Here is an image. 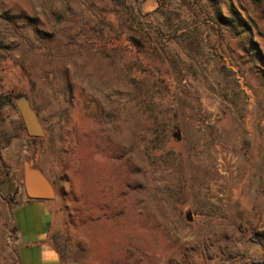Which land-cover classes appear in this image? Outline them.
I'll return each mask as SVG.
<instances>
[{
	"label": "rangeland",
	"instance_id": "rangeland-1",
	"mask_svg": "<svg viewBox=\"0 0 264 264\" xmlns=\"http://www.w3.org/2000/svg\"><path fill=\"white\" fill-rule=\"evenodd\" d=\"M117 1L116 15L134 7ZM182 3L168 6L181 22L165 24L173 36L145 75L137 44L105 35L102 20L74 40L109 45L72 72L48 67L47 43L61 48L47 31L59 5L0 0V264H18L13 210L29 160L56 191L50 239L61 264H264V207L242 181L251 147L264 143V0ZM22 94L42 135L26 132ZM229 151L238 177L215 186Z\"/></svg>",
	"mask_w": 264,
	"mask_h": 264
},
{
	"label": "crops",
	"instance_id": "crops-1",
	"mask_svg": "<svg viewBox=\"0 0 264 264\" xmlns=\"http://www.w3.org/2000/svg\"><path fill=\"white\" fill-rule=\"evenodd\" d=\"M183 1L186 0H123L124 5L134 7L116 15L114 8L120 4L117 0H47L49 6L57 4L62 11V16L59 19L53 13L48 14L51 20L50 28L47 30L48 36L50 39L51 37L57 38L61 48L57 49L51 44V40L47 43V50L45 49V51H48L49 55L52 52L56 53L55 58L50 55L46 60L47 66L72 72L78 68L76 63L81 59V55L86 58L84 62H87L92 59L93 50L105 44L109 45V41L106 39L79 47L74 40L82 33L91 30L96 22L102 20L106 23L105 35L113 36L116 31H119L126 37V42L133 41L137 44L140 69L146 75L150 69L157 67V61L154 60V56H151L154 55L153 52L160 44L163 45L166 38L173 36L169 30L165 29V24L169 21L181 22L182 16L171 17L169 20L168 6L178 5ZM85 5L89 6V9L85 8ZM99 5H106V9L100 11L97 7ZM117 16L121 17L122 28L115 27L114 20ZM18 23L22 25L21 31H26L28 35L34 36L33 27L29 21L19 20ZM184 31H186L185 28H182L175 32L176 35H180ZM136 34L139 36V40L130 39ZM21 40L24 41L25 37L22 36ZM16 53L23 54V51L21 48H17ZM58 54L61 57L57 59ZM96 56L97 54H95ZM248 161L243 163L242 181L250 183L253 193L255 190L257 191V202L264 207V143H261L259 139L251 147V157ZM33 166L38 167L36 163ZM33 188L42 195H48V189L37 179L33 181ZM53 191L54 195L48 198L32 197L27 191L23 166L22 184L18 191L21 200L13 210V221L19 236L16 253L18 264H61L62 262L59 250L50 239L53 222L52 205L56 199L55 188ZM236 244H240V241L235 242Z\"/></svg>",
	"mask_w": 264,
	"mask_h": 264
},
{
	"label": "water",
	"instance_id": "water-1",
	"mask_svg": "<svg viewBox=\"0 0 264 264\" xmlns=\"http://www.w3.org/2000/svg\"><path fill=\"white\" fill-rule=\"evenodd\" d=\"M16 105L24 121L25 129L30 136H39L44 133V127L39 119L37 112L31 105L30 99L25 95H19L15 98ZM34 161L29 160L24 164V179L28 193L32 197L48 198L54 195V187L46 174L40 169L35 168ZM37 179L43 186L48 189V195H42L33 188V181Z\"/></svg>",
	"mask_w": 264,
	"mask_h": 264
},
{
	"label": "built area",
	"instance_id": "built-area-1",
	"mask_svg": "<svg viewBox=\"0 0 264 264\" xmlns=\"http://www.w3.org/2000/svg\"><path fill=\"white\" fill-rule=\"evenodd\" d=\"M225 160L230 164L227 167L226 161L222 157L219 158L218 171L220 174L219 181L215 183V186L224 184V181H227L229 178L238 177V162L237 157L233 156L231 151L229 153H224ZM221 188V187H220Z\"/></svg>",
	"mask_w": 264,
	"mask_h": 264
},
{
	"label": "trees",
	"instance_id": "trees-1",
	"mask_svg": "<svg viewBox=\"0 0 264 264\" xmlns=\"http://www.w3.org/2000/svg\"><path fill=\"white\" fill-rule=\"evenodd\" d=\"M9 101L12 102L11 98H9Z\"/></svg>",
	"mask_w": 264,
	"mask_h": 264
}]
</instances>
